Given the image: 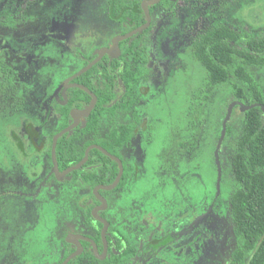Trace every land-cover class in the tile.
Masks as SVG:
<instances>
[{
    "label": "flooded vegetation",
    "instance_id": "flooded-vegetation-1",
    "mask_svg": "<svg viewBox=\"0 0 264 264\" xmlns=\"http://www.w3.org/2000/svg\"><path fill=\"white\" fill-rule=\"evenodd\" d=\"M112 1L108 0V17L115 26L108 40L88 52L75 51L72 57L77 65L65 76L52 79L43 96L36 90V82L34 85L30 83L28 92L25 90L27 84H22L26 78L22 72L18 73L11 67L0 48V112L8 110L10 116L16 112L20 115L15 120V117L0 118V121L4 120L0 124V142L7 156L5 159L24 161L26 175L22 178L28 184L27 189L16 190L12 194L42 203L44 209L46 207L43 214L36 213L29 228L18 225L16 230L20 235L19 241L15 242L13 258L10 261L4 258L1 264H63L71 256L66 264H174L176 253L191 249L198 236L207 234L208 225L215 226L214 233L209 232V237L218 235L222 226H227V214L225 218L219 200L223 197L222 181L226 180L227 184L223 149L229 138L228 130L219 149L222 167L219 191L215 153L230 103L220 121L214 97L219 86L228 82L213 87L209 83V74L205 75L200 88L191 97L186 116L178 119L176 124L159 121L155 124L142 105L157 88L155 81L163 77L162 66L170 60V54L183 51L188 45L195 56L197 42L208 31L228 26L236 36L228 39L239 46L246 44L250 36L259 38L250 29L260 24L253 17L259 9L260 0H129L134 6L125 10L134 12L121 16L113 13ZM241 21L247 23L249 30L240 26ZM145 24L142 31L130 34ZM116 39L119 49L115 47ZM103 48L110 51L104 53L90 69L70 79L68 85H63L65 80L98 58ZM94 67L96 69L89 76L94 87L105 86L109 82L108 76H111L114 97L106 104L111 112L100 119L97 131L87 133V138L82 135L78 138L80 141L90 140L101 131L102 137L111 142V137L118 131L125 139L129 135V140L117 151L91 142L77 163L61 169L57 158L58 140L65 135L70 139L77 129L84 130L99 101L97 92L79 80ZM75 84L88 87L97 96L95 107L88 116L73 115V111L89 106L93 98L89 91ZM74 88L87 92L90 99L83 102L81 98V106L76 103L71 107L68 123L57 130L60 116L55 107L69 105ZM132 90L135 100L131 103L132 111L127 112L125 108L115 110ZM236 100L242 101L235 97L233 101ZM237 107L240 106L236 105L234 110ZM215 114L217 117L214 119ZM71 126L56 144L60 172L64 173L84 159L91 145H100L113 156L93 147L80 168L58 176L54 171L53 139L57 133ZM154 140L157 142L156 151L153 150L154 163L148 168L146 153L141 152L137 145L140 148L143 143L152 145ZM112 147L116 149L117 143H113ZM94 149L108 157L107 163L97 154L92 156ZM211 163L217 171L214 185L207 174L212 170ZM122 168L117 185L104 188L115 183ZM102 170L107 172L105 179L116 172L113 181L91 184L103 174ZM27 171L30 172L28 175ZM74 171H79L76 178ZM183 173L202 178L204 188L200 198L199 194L195 196L197 204L190 201L189 192L186 194L178 186ZM168 182L174 186L177 184L172 196L163 191ZM148 187L157 189L147 192ZM2 190L0 188V199L9 194L2 197ZM227 196L230 199V194ZM181 199L186 202H179ZM170 201H174L172 212L179 215L181 210L184 213L167 220L165 207L167 211L170 208L165 205H169ZM180 221L189 222L188 228L180 229ZM234 228L235 224L232 229L235 240L232 253L237 246ZM27 230L31 234L30 239L21 235ZM191 231L196 233V238L194 234L190 236ZM224 250L211 254L207 264H212Z\"/></svg>",
    "mask_w": 264,
    "mask_h": 264
},
{
    "label": "rangeland",
    "instance_id": "rangeland-1",
    "mask_svg": "<svg viewBox=\"0 0 264 264\" xmlns=\"http://www.w3.org/2000/svg\"><path fill=\"white\" fill-rule=\"evenodd\" d=\"M256 8L258 9V7ZM253 17L256 19L255 22L260 24L254 27L255 29H250V32L254 36H264V0L259 1V9L257 13H253ZM5 23L7 25H3ZM10 24L16 26H10ZM114 26L115 24L108 17V0H0V48L11 67L18 73L22 72L26 78L22 84V86L27 84L25 90L28 92L30 83L33 82L34 85L36 82V90L40 96L46 93L52 79L65 76L77 65L72 57L75 51L79 49L88 52L104 45L112 34ZM240 26L248 28L245 21H241ZM187 46L185 47L187 48ZM186 48L178 53H171L170 60L163 63L164 75L155 81L157 88L149 96L147 102L142 105V109L144 108L155 124L158 121L176 124L178 119L186 116L192 95L200 88L205 75L209 74L197 57L192 55L194 51L191 46ZM250 73L254 75L255 81L262 85L264 90V67H252ZM236 84H238L236 80L222 84L216 91L214 101L220 112V121L224 118L226 107L235 99L234 87ZM12 103H14L13 100ZM244 113L240 107L235 108L229 120L232 134L223 149L227 184L226 180L222 181L223 197L219 202H222L220 205L223 206L222 214L225 218L227 214V226H222L219 234H214L213 237H209V232L213 234L215 229L212 224L207 226V234H201L198 238H196V233L191 231L190 236L192 237L194 234L196 242L187 251L179 250L176 253L174 264H207L211 254L224 249L222 255L216 258L212 264H232L231 253L235 245L232 233L234 222L230 207L231 198L229 199L227 194L231 195L237 187L232 170V159L235 155V141L240 138L242 133ZM18 114L19 112H16L10 116L9 111L6 110L0 112V118L15 117V120L20 118ZM215 117H217L216 114L213 118L215 119ZM3 121H0V124ZM155 140L152 145L143 143L141 148L137 145L141 152L146 153L148 168L154 163L155 152L153 150L156 151L157 148ZM3 151L0 142L2 197L9 193L4 199L2 197L0 199V264L4 258L9 261L13 258L15 242L19 241L18 236L20 235L16 230L18 225L20 224L21 228H29L36 213L41 215L46 209L42 203L33 202L30 199L28 201L24 197L12 194L16 190L28 187L22 178L26 175L23 168L25 165L24 161L5 159L7 156ZM211 169L207 174L209 177L211 176L212 185H214L217 171L213 163H211ZM27 172L28 175L30 172ZM180 175L179 188L184 189L186 194L189 192L190 201L197 204L195 196L197 197L199 194L200 198V193L204 188L202 178L199 175L194 178L192 174L188 173ZM167 184L168 186L163 187V191L166 190L165 192L170 195L175 194L177 184L175 183V186L169 182ZM156 189L157 187H148L147 192H154ZM179 202L186 201L182 202L181 199ZM173 203L174 201H170L169 205H165L170 208V211H167L168 208L165 207L167 220L174 219L184 213L181 210H179V215L172 212ZM178 224L180 229H187L189 222L182 223L180 221ZM21 235H25L28 239L31 237L28 230Z\"/></svg>",
    "mask_w": 264,
    "mask_h": 264
},
{
    "label": "trees",
    "instance_id": "trees-1",
    "mask_svg": "<svg viewBox=\"0 0 264 264\" xmlns=\"http://www.w3.org/2000/svg\"><path fill=\"white\" fill-rule=\"evenodd\" d=\"M112 4L113 13L116 16L133 11L125 10L134 6V3L129 0H113ZM235 37V31L228 26L210 30L197 42L195 56L208 70L209 83L213 87L222 82L231 83L236 80L238 82L234 87L236 98L247 104L257 102L264 104L263 86L259 85L254 75L250 73L252 67H264V36L259 38L250 36L246 44L240 46L228 39ZM95 69L96 67L83 74L79 80L84 81L97 92L99 96L97 107L92 112L84 130L77 129L70 139L65 135L58 140L57 158L61 169L77 163L83 156L85 147L91 142L101 143L111 151H117L129 140V135L125 139L124 135H120L118 131L111 137V142L102 137L101 131H98V134L90 140L80 141L78 138L80 135L87 138V133L97 131L100 119L111 112V109L106 106L114 97L111 76L107 75L109 82L105 86L96 88L89 80V76ZM81 98L83 102H87L90 96L84 90L74 88L71 91L69 105L63 107L55 103L56 111L60 116L57 130L68 123L70 108L76 103L81 106L79 103ZM132 102H135L133 90L128 91L124 102L118 104L115 110L125 108L127 112H130ZM231 134L232 126L229 124L228 137ZM113 139L116 141H112ZM113 143H117L116 149L112 147ZM96 154L107 163V156L98 149H94L92 156L96 157ZM232 170L238 184L230 195L234 232L237 238V246L232 253V264H264V109L261 106H255L244 113L242 133L235 141ZM73 174L76 178L79 171H74ZM106 174L107 172L103 171L98 180H92L91 184L111 182L116 172L111 174L109 179H105Z\"/></svg>",
    "mask_w": 264,
    "mask_h": 264
},
{
    "label": "water",
    "instance_id": "water-1",
    "mask_svg": "<svg viewBox=\"0 0 264 264\" xmlns=\"http://www.w3.org/2000/svg\"><path fill=\"white\" fill-rule=\"evenodd\" d=\"M156 1H158V0H154V2H156ZM146 3H147V2H146ZM146 3H144V6H145V8H146V10H147V13H148V15H149V12H148V8H147V4H146ZM145 27H146V24L143 25V26H141V27H139V28H137V29H135V30L132 31L130 34H133V33L139 32V31H142ZM130 34H129V35H130ZM115 47H116L117 49H119V46H118V39L115 40ZM108 51H110L109 48H103V49L101 50L100 55H99L98 58H96L95 60H93L92 62H90L87 66H85L84 68H82V69H81L79 72H77L74 76H72V77L68 78L67 80H65L64 83H63V85H65V86L68 85L67 83H68V81H69L70 79H73L74 77H76V76L82 74L83 72L87 71L88 69H90V68H91V67H92V66H93V65H94V64H95V63L101 58V56H102L104 53L108 52ZM75 85L80 86V87L84 88L85 90L89 91V92L92 94L93 98H92V101H91V103H90L89 106H87L85 109H83V110H81V111H80V110H75V111H73V115H76L77 117L82 116V115H83V116H88V115L90 114V112L92 111V109L95 107V104H96V102H97V96H96V94H95L93 91H91L88 87H86V86H84V85H81V84H75ZM236 105H239L242 111H247V110H249V109H251V108H253V107H255V106H261V107H263V109H264V104H262V103L247 104V103H244V102L239 101V100H236V101H233V102L230 103V105H229V107H228L227 114H226V116H225V118H224V120H223L222 132H221V136H220V139H219V142H218V146H217V149H216V153H215L216 162H217V165H218V181H217V188H218V191L220 190L221 177H222V167H221V161H220V157H219V149H220V146H221L222 143H223V140H224L225 137H226L227 130H228V122H229V120H230V118H231V116H232V113H233L234 107H235ZM71 128H72V126L69 127V128H67V129L62 130V131L59 132V133H57V134L54 136V139H53L52 156H53V161H54V171L56 172V174H57L58 176H63V175H64L65 173H67V172H70V171H72V170H75V169H77V168H80L81 165L87 160L88 155H89V151H90L91 148H93V147H97V148L101 149L102 151H104L106 154H109V155L113 156V155L110 154V152L107 151L104 147H102V146H100V145H91V146L88 147V149H87V151H86V156L84 157V159H82L78 164H76V165H74V166L68 168L64 173L60 172L59 169H58V163H57V158H56V144H57V140H58V138H59L64 132H66L67 130H69V129H71ZM119 161H120V160H119ZM122 172H123V168L121 169V172H120L119 176L117 177L115 183H113V185L103 186V187L106 188V189H110V188L115 187V186L117 185V183L119 182V180H120V177H121V175H122ZM105 223H106V221H105ZM71 257H72V256H71ZM71 257H69V258H68L63 264H66V262H67Z\"/></svg>",
    "mask_w": 264,
    "mask_h": 264
}]
</instances>
